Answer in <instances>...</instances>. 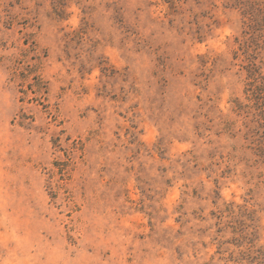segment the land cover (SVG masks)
Returning <instances> with one entry per match:
<instances>
[{
  "label": "rangeland",
  "instance_id": "374dc122",
  "mask_svg": "<svg viewBox=\"0 0 264 264\" xmlns=\"http://www.w3.org/2000/svg\"><path fill=\"white\" fill-rule=\"evenodd\" d=\"M251 2L0 0V264H264Z\"/></svg>",
  "mask_w": 264,
  "mask_h": 264
},
{
  "label": "trees",
  "instance_id": "16d2710c",
  "mask_svg": "<svg viewBox=\"0 0 264 264\" xmlns=\"http://www.w3.org/2000/svg\"><path fill=\"white\" fill-rule=\"evenodd\" d=\"M250 5V13H241L246 19V30L243 32L242 42L239 44L246 76L244 94L247 102L251 105V110H256L258 118L264 121V0H259L257 4L251 2ZM27 79L28 76L21 77L22 82ZM33 80L35 82L30 85L34 94L47 95L45 84L39 79ZM53 143L56 146L57 140H54ZM81 147L82 144L80 146L76 144V151H81ZM51 198L53 199L52 196Z\"/></svg>",
  "mask_w": 264,
  "mask_h": 264
}]
</instances>
